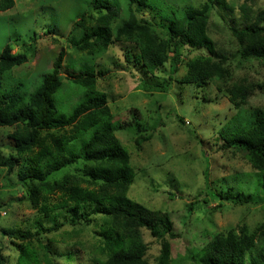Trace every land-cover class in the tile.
<instances>
[{"label": "clouds", "instance_id": "obj_1", "mask_svg": "<svg viewBox=\"0 0 264 264\" xmlns=\"http://www.w3.org/2000/svg\"><path fill=\"white\" fill-rule=\"evenodd\" d=\"M0 264H264V0H0Z\"/></svg>", "mask_w": 264, "mask_h": 264}]
</instances>
